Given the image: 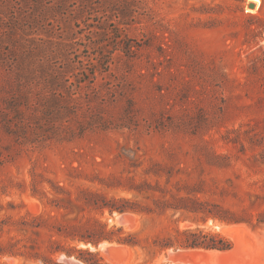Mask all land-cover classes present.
Listing matches in <instances>:
<instances>
[{
  "label": "rangeland",
  "instance_id": "374dc122",
  "mask_svg": "<svg viewBox=\"0 0 264 264\" xmlns=\"http://www.w3.org/2000/svg\"><path fill=\"white\" fill-rule=\"evenodd\" d=\"M259 1L140 0L117 25L82 0H0V264H42L33 256L54 242L98 252L102 264H264ZM61 37L80 65L71 82H83L71 101L21 87L2 60ZM54 99L55 119H42ZM99 224L137 246L67 238ZM188 229L233 248H160Z\"/></svg>",
  "mask_w": 264,
  "mask_h": 264
},
{
  "label": "trees",
  "instance_id": "16d2710c",
  "mask_svg": "<svg viewBox=\"0 0 264 264\" xmlns=\"http://www.w3.org/2000/svg\"><path fill=\"white\" fill-rule=\"evenodd\" d=\"M65 1L67 0H59V3L63 4ZM82 2L84 4L83 6H86L92 14L103 17L102 24L113 22L117 23V25L128 24L131 18H133V13L137 12L136 9H139L138 5L140 4V0H82ZM37 6L39 7L40 4L38 3ZM47 12L45 11V14ZM47 36L48 39L53 38L51 35L47 34ZM41 40L39 44H35L34 48H29L25 55L18 57L16 59L17 61L13 60L10 63L9 59L3 58L2 60L12 66L11 68L15 72L17 82L21 87L44 85L46 89L51 91L59 90L64 92L68 96L69 101L74 100L78 91V84H82L83 82L79 81L76 77L75 82H71L69 74L75 72L80 65L70 61L67 57L70 48L68 46L69 40L61 37L57 46H54L55 44L52 43V40ZM53 60L65 61L66 63H61V66L60 64L55 65ZM79 64L83 66L84 62ZM91 76L95 79V71ZM21 93L18 96L20 102L25 100ZM58 101V99H54V101L49 102L48 109L46 108L45 112L42 113V119H55L54 115H52V109H57ZM37 116L35 112L33 119H37ZM172 208L176 211L182 210V207L174 206ZM114 210L124 213L128 209L111 208L110 212L112 213ZM99 225L100 230L94 231L90 235L77 237L76 235L70 234L67 238L90 244L94 247H98L103 241L117 243L118 245L130 248L137 246L138 243L135 241V236L129 235L127 237H121L122 229L106 232V225ZM176 233L175 241L168 239L164 241L160 248H173L175 247V243L180 248L191 250L229 252L233 248V244L219 234H213L199 229L177 230ZM59 255L62 256V261L73 260L77 264H102L103 262V257L98 252L91 251L90 249H79L77 247L67 248L56 242L48 248L46 255L36 254L33 258L42 264H64V262H58L56 260V257Z\"/></svg>",
  "mask_w": 264,
  "mask_h": 264
},
{
  "label": "bare ground",
  "instance_id": "6f19581e",
  "mask_svg": "<svg viewBox=\"0 0 264 264\" xmlns=\"http://www.w3.org/2000/svg\"><path fill=\"white\" fill-rule=\"evenodd\" d=\"M249 1L254 2L256 8L260 5V1H259V0H249ZM254 8H255V7H254Z\"/></svg>",
  "mask_w": 264,
  "mask_h": 264
},
{
  "label": "water",
  "instance_id": "95a60500",
  "mask_svg": "<svg viewBox=\"0 0 264 264\" xmlns=\"http://www.w3.org/2000/svg\"><path fill=\"white\" fill-rule=\"evenodd\" d=\"M249 7H250V8H254V7H255V4H254V3H250V4H249Z\"/></svg>",
  "mask_w": 264,
  "mask_h": 264
}]
</instances>
